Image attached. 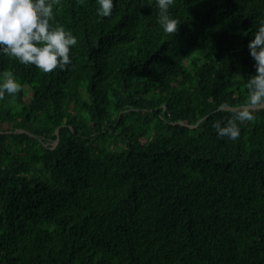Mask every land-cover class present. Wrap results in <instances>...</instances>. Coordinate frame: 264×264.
Listing matches in <instances>:
<instances>
[{"label":"trees","instance_id":"obj_1","mask_svg":"<svg viewBox=\"0 0 264 264\" xmlns=\"http://www.w3.org/2000/svg\"><path fill=\"white\" fill-rule=\"evenodd\" d=\"M113 3L55 0L64 70L0 55L22 85L0 100V264H264V108L235 141L212 127L246 104L264 0H174V35L156 0Z\"/></svg>","mask_w":264,"mask_h":264},{"label":"clouds","instance_id":"obj_2","mask_svg":"<svg viewBox=\"0 0 264 264\" xmlns=\"http://www.w3.org/2000/svg\"><path fill=\"white\" fill-rule=\"evenodd\" d=\"M55 0H0V55L15 58L27 66L34 65L43 73L59 68L64 70L72 63L70 48L77 38L63 25L53 26V3ZM82 3L83 0H80ZM99 18L112 14L113 0H96ZM158 23L165 34L174 35L180 21L171 16L174 0H156ZM250 56L255 61L256 72L246 81V104L235 110L225 122L216 120L212 127L218 137L237 140L241 134L240 124L255 122L256 110L264 108V21L254 37L248 42ZM0 80V100L5 94L21 91L12 72H4Z\"/></svg>","mask_w":264,"mask_h":264},{"label":"rangeland","instance_id":"obj_3","mask_svg":"<svg viewBox=\"0 0 264 264\" xmlns=\"http://www.w3.org/2000/svg\"><path fill=\"white\" fill-rule=\"evenodd\" d=\"M24 92H25V97L26 98L29 97V96H31L30 91H29V89L27 87L24 88ZM5 126H6V124H2L1 125V128H6ZM52 144H54V143H52ZM118 146L122 147L123 144L122 143L121 144H118Z\"/></svg>","mask_w":264,"mask_h":264}]
</instances>
